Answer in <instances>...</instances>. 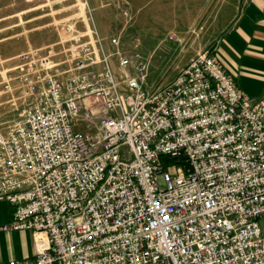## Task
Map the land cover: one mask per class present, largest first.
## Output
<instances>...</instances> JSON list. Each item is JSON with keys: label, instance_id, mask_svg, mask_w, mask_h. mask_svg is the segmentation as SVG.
Masks as SVG:
<instances>
[{"label": "built area", "instance_id": "obj_1", "mask_svg": "<svg viewBox=\"0 0 264 264\" xmlns=\"http://www.w3.org/2000/svg\"><path fill=\"white\" fill-rule=\"evenodd\" d=\"M19 58L2 81V228L30 230L35 255L0 264H264V95L212 50L156 87L149 61L96 35Z\"/></svg>", "mask_w": 264, "mask_h": 264}, {"label": "rangeland", "instance_id": "obj_2", "mask_svg": "<svg viewBox=\"0 0 264 264\" xmlns=\"http://www.w3.org/2000/svg\"><path fill=\"white\" fill-rule=\"evenodd\" d=\"M226 1L0 0V129L15 118L2 81L21 60L20 55L34 51L54 55L65 50L76 34L96 35L110 53L138 54L149 61L147 86L156 87L171 81L177 66L194 53L211 50L220 34L217 25L221 28L227 13ZM113 38H117V46L112 44ZM221 58V64L229 68ZM257 61L264 63L259 57ZM244 76L235 75L252 99L262 102L264 72Z\"/></svg>", "mask_w": 264, "mask_h": 264}, {"label": "crops", "instance_id": "obj_3", "mask_svg": "<svg viewBox=\"0 0 264 264\" xmlns=\"http://www.w3.org/2000/svg\"><path fill=\"white\" fill-rule=\"evenodd\" d=\"M226 6L227 13L221 28L217 25L220 34L212 41L211 50L220 64L224 65L221 57L225 59L229 68L222 64L221 66L236 87L251 97L242 86L243 82L238 83L235 75L243 79L246 77L244 74L249 72H264V63L257 61V57L264 59V0H228ZM200 51L203 50L194 55ZM181 67L177 66V71ZM261 93L264 95V87ZM12 212L13 207L10 204L0 201V263L10 259H31L35 255V239L30 230H3L2 227L10 221ZM258 222L264 234V215Z\"/></svg>", "mask_w": 264, "mask_h": 264}]
</instances>
